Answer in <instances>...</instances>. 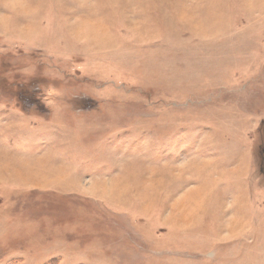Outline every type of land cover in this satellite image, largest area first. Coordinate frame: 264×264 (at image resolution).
I'll list each match as a JSON object with an SVG mask.
<instances>
[{"label": "rangeland", "instance_id": "rangeland-1", "mask_svg": "<svg viewBox=\"0 0 264 264\" xmlns=\"http://www.w3.org/2000/svg\"><path fill=\"white\" fill-rule=\"evenodd\" d=\"M0 264H264V0H0Z\"/></svg>", "mask_w": 264, "mask_h": 264}, {"label": "crops", "instance_id": "crops-1", "mask_svg": "<svg viewBox=\"0 0 264 264\" xmlns=\"http://www.w3.org/2000/svg\"><path fill=\"white\" fill-rule=\"evenodd\" d=\"M19 160H22V159L21 158L20 159L17 158L16 159L17 162L13 161V167L7 169L11 173L10 174L8 172L9 176L13 177V179L17 180V181L23 180V182H26L28 179H31V178H38L36 175L43 170L42 166L44 165V163H42V164L40 162L38 164L35 163L38 166V168H36L35 165H33V167H31L30 170L27 171L25 169V164H20V162H18ZM21 166H22L23 170L21 169ZM49 178H52V176L49 177Z\"/></svg>", "mask_w": 264, "mask_h": 264}, {"label": "bare ground", "instance_id": "bare-ground-1", "mask_svg": "<svg viewBox=\"0 0 264 264\" xmlns=\"http://www.w3.org/2000/svg\"><path fill=\"white\" fill-rule=\"evenodd\" d=\"M108 191H110V190H108Z\"/></svg>", "mask_w": 264, "mask_h": 264}]
</instances>
